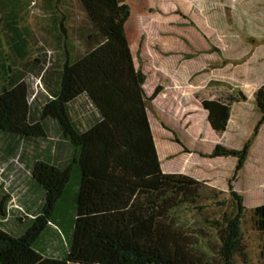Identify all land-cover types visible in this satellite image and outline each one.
I'll return each mask as SVG.
<instances>
[{
  "label": "trees",
  "instance_id": "16d2710c",
  "mask_svg": "<svg viewBox=\"0 0 264 264\" xmlns=\"http://www.w3.org/2000/svg\"><path fill=\"white\" fill-rule=\"evenodd\" d=\"M77 1L89 23L81 34L84 50L75 54L63 23L55 29L58 58L45 72L48 98L39 103L30 100L16 68L28 56L20 27L26 2L0 0V25L12 56L9 65L10 57L0 50L2 80L7 81L0 90V135L11 154L23 145L39 150V142L48 138L49 124L60 140L32 158V180L43 193V204L22 234L12 235L0 226V264H253L242 232L247 209L234 184L264 125V85L254 94L260 119L243 148L217 144L209 155L234 158L236 164L228 182L233 211L215 222L218 245L209 243L206 253L169 216L195 204L203 187L191 177L162 170L148 117L146 77L136 67L126 35L130 7L123 0ZM80 98L94 111L85 129L72 114ZM202 108L213 131H226L229 106L204 100ZM55 149L65 153L63 160ZM7 198L0 202L4 218ZM251 223L262 238L259 264H264V201L251 209ZM50 227L67 230L62 257L40 244Z\"/></svg>",
  "mask_w": 264,
  "mask_h": 264
},
{
  "label": "rangeland",
  "instance_id": "374dc122",
  "mask_svg": "<svg viewBox=\"0 0 264 264\" xmlns=\"http://www.w3.org/2000/svg\"><path fill=\"white\" fill-rule=\"evenodd\" d=\"M123 1L131 11L126 35L136 67L146 77L144 91L154 140L159 151L166 152L161 160L162 170L175 174L173 171L181 168L183 155L189 163V167L185 166L186 174L191 173V178L203 187L195 204L182 206L169 216L176 228L192 236L204 252L210 253L208 245H218L215 222L233 211L228 182L236 163L233 158H223L224 162L216 166L214 160L218 158L209 155L217 144L242 149L256 125L253 126L254 115H260L254 94L264 85V0ZM25 2L20 27L27 39L28 56L16 68L30 90V100L45 103V75L58 58L55 29L63 23L75 54L79 55L84 50L81 34L89 23L77 0ZM2 29L0 25V50L10 57L12 65ZM6 82L0 71V90ZM204 100L230 107L231 117L224 133L210 128L202 108ZM72 107L77 123L82 129L87 128L93 121L92 107L84 98ZM246 111L248 118L240 119ZM49 126L48 138L39 142V150L34 145H23L11 154L8 141L0 135V202L8 196L6 216L0 215V226L15 236L23 233L43 204V193L32 180L30 164L38 153L52 148L51 143L60 144L55 127ZM254 143L251 159L234 189L243 196L247 209L242 227L244 243L252 263L259 264L262 238L252 226L251 209L264 201V135L263 141ZM55 154L60 160L65 158L64 152L56 150ZM209 161L213 163L212 170L219 172L213 180L205 178L202 172L203 163ZM53 228H47L40 244L46 245L50 254L62 257L68 233L65 228L59 232Z\"/></svg>",
  "mask_w": 264,
  "mask_h": 264
},
{
  "label": "crops",
  "instance_id": "0c3cea01",
  "mask_svg": "<svg viewBox=\"0 0 264 264\" xmlns=\"http://www.w3.org/2000/svg\"><path fill=\"white\" fill-rule=\"evenodd\" d=\"M243 110V109H242ZM244 110H246V109H244ZM243 115V116H242ZM242 115H241V118L240 119H242V120H246L247 118H248V116L250 115L247 111L244 113H242ZM248 115V116H247ZM254 115V114H253ZM254 117L256 118L255 119V122L253 123V126L259 121V119H260V115H254ZM254 119V118H253ZM215 133H224V132H216V131H214ZM263 135H264V125L262 126V128H261V130H260V133H259V135H258V137H257V139L255 140L256 142L257 141H263ZM255 144V143H254ZM156 145H157V143H156ZM157 151H158V155H159V158H160V162H161V160L162 159H164V156H165V154H166V152L165 151H162V150H160L159 151V149L157 148ZM252 149L250 150V154H249V157H248V159H247V161H246V164H245V166H244V168H243V170L241 171V174H240V178H241V176L243 175V173H244V170H245V167L247 166V164L249 163V161H250V159H251V155H252ZM178 152V151H177ZM180 154V153H179ZM178 154V155H179ZM182 156L183 155H180V157H181V168L180 169H177V170H174L173 172L175 173V174H181V175H185V176H188V177H193V175L191 176V173H190V171H189V173H190V175H187L186 173H187V168H185V166H187V167H189V163H186L187 162V159H185V158H182ZM179 156H177L176 157V159L178 158ZM234 159V158H233ZM175 161H177V160H175ZM209 162H211V161H209ZM224 161H223V158L222 159H215L214 160V163L216 164V166L217 165H219V164H222ZM235 163H236V159H235ZM195 164V163H194ZM212 162L211 163H207L206 164V162L205 163H203V166H204V168H203V175L205 176V178H208V179H211V180H213V179H215L216 177H218L217 176V174L216 173H218L219 174V172H217V171H214V170H212ZM187 169V170H186ZM195 169V168H194ZM185 173V174H184ZM240 178L238 179V181H240Z\"/></svg>",
  "mask_w": 264,
  "mask_h": 264
}]
</instances>
